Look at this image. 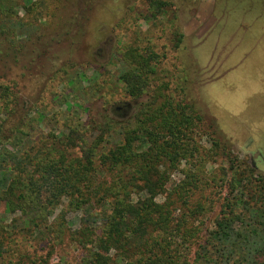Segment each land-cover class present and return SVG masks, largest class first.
Listing matches in <instances>:
<instances>
[{"label": "trees", "instance_id": "trees-1", "mask_svg": "<svg viewBox=\"0 0 264 264\" xmlns=\"http://www.w3.org/2000/svg\"><path fill=\"white\" fill-rule=\"evenodd\" d=\"M146 1L153 17L170 4ZM30 2L0 0V47L14 45V8L29 14ZM121 60L126 96L149 97L112 145L102 137L90 142L83 125L37 141L24 122L8 126L13 92L0 82V250L16 252L18 236L49 235L69 237L84 251L81 264H264V175L214 138L193 104L176 97L156 52L130 45ZM204 129L212 139L207 152L196 142ZM220 154L228 162L221 178L207 166L199 173L198 163ZM183 162L186 177L174 184L172 172ZM222 187L229 189L224 198ZM218 202L213 227L201 236L197 223ZM71 212L80 214L73 233Z\"/></svg>", "mask_w": 264, "mask_h": 264}, {"label": "rangeland", "instance_id": "rangeland-1", "mask_svg": "<svg viewBox=\"0 0 264 264\" xmlns=\"http://www.w3.org/2000/svg\"><path fill=\"white\" fill-rule=\"evenodd\" d=\"M166 1L157 17L146 0H31L29 14L16 6L14 45L0 47V82L15 95L8 126L24 122L37 141L83 125L90 142L102 137L112 145L149 97L126 96L119 81L123 51L152 49L176 97L193 104L214 138L264 175V7L259 0ZM211 140L205 129L196 135L203 151ZM212 160L198 163L199 173L207 166L221 178L228 162L221 154ZM187 169L177 165L174 184ZM218 190L224 198L229 189ZM221 202L199 219L201 236L212 229ZM79 215L66 217L72 233ZM14 243L16 252L0 250V264H81L84 255L65 236H18Z\"/></svg>", "mask_w": 264, "mask_h": 264}]
</instances>
